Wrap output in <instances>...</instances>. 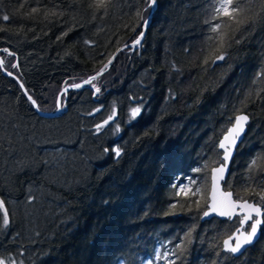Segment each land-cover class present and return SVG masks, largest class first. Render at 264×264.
Wrapping results in <instances>:
<instances>
[{
    "label": "trees",
    "instance_id": "trees-1",
    "mask_svg": "<svg viewBox=\"0 0 264 264\" xmlns=\"http://www.w3.org/2000/svg\"><path fill=\"white\" fill-rule=\"evenodd\" d=\"M91 2L0 0V200L9 217L4 226L0 210V258L264 264V224L234 257L222 241L240 218L201 221L207 203L179 191L184 179L209 190L218 141L245 113L223 187L260 204L264 159L249 165L264 157V0H231L230 12L243 11L217 19L228 0H154L147 25L152 0H109L95 18ZM220 21L228 26L212 32ZM124 45L92 82L99 93L91 84L68 91L57 116L38 114L17 81L40 110L55 111L61 88L96 73Z\"/></svg>",
    "mask_w": 264,
    "mask_h": 264
},
{
    "label": "snow or ice",
    "instance_id": "snow-or-ice-1",
    "mask_svg": "<svg viewBox=\"0 0 264 264\" xmlns=\"http://www.w3.org/2000/svg\"><path fill=\"white\" fill-rule=\"evenodd\" d=\"M89 7L92 8L93 11V18H95L96 12L103 10L105 13L108 11L109 7V0H92V2L89 4ZM231 7V0H228V3H220L217 5L215 9L216 15L213 17V19H217L220 15H232V12L236 11H243V9H232V12L229 11ZM33 12H37L38 9H33ZM52 14H56L53 12ZM61 15L63 13H60ZM4 20H8L9 16L5 15L3 17ZM147 23V21H145ZM210 23V22H209ZM228 25L224 21H220L216 24H214L211 28L212 32L219 33V30L221 27ZM143 36V33H141V37ZM220 40H223L222 35L219 37ZM216 39V37H209V40ZM140 40L139 38L134 41L135 44H139ZM87 43V41H86ZM5 52H7V49H4ZM11 55V53H9ZM223 55H219L216 57V59H223ZM111 61H109V64ZM3 66V61H0V67ZM108 64H105L104 67L97 72L95 76L89 77L87 80L83 81V84H72V88H81L83 85L91 84L93 88H95L96 92L99 93L100 89L92 82L95 81L102 73L103 71L108 67ZM12 67H17V65L13 64ZM9 75H12L11 73H8ZM255 82V81H254ZM23 84H21V88H23ZM67 89L64 90V93H66ZM62 93V95L64 94ZM27 96V100L32 104L33 107H36L37 110H39V106L37 104V101L33 99L32 95L29 94L26 90L24 93ZM61 108V104L58 99L57 103V111H59ZM96 111H99L97 109ZM140 111L139 108H134L132 110V115L135 116ZM115 115V112H113L111 115L108 116V118L102 123L96 125V131L99 132L101 128L104 127V125L108 124L109 121L113 119V116ZM248 120V116L246 115H237L235 117V123L232 127L227 129L226 134L224 135L223 139L220 141L219 147L224 150V156L223 160L220 161V167H213L212 168V182H211V203L207 204L208 211L204 212V216H208L209 212H216L217 214L221 216H227L229 219L232 218V216L235 213V210L237 208H240L243 211L242 219L240 220L241 228H238L236 230V233L232 236H230L228 239L224 241L225 245V251L231 252L233 254L241 252V250L244 248L245 245L251 244L254 242L257 232L259 229V226L261 224H264V219L254 218V217H264V211H262V207H264V193L260 194V204H254L249 203L247 200L243 199L240 196H236L235 199H233V193L231 191H221L219 181L224 180L225 176V170L227 168V161L229 160V157L231 155L230 148L231 146H234L236 144L237 139L240 137L241 133L244 130V125ZM231 123V121H229ZM5 142V138L3 136H0V151L4 150L3 144ZM7 144H8V150L11 152L17 151L13 139L9 136L7 137ZM117 156L120 154L119 149H114ZM264 159V157H258L257 160H253L252 163L249 165L250 169L256 167L259 160ZM205 167H208L206 164ZM194 171H201V169H195ZM196 184L195 180H189L188 185H183L180 187L179 191L184 192L186 195L190 193L191 196H201L202 199H204L205 203H207V192L208 187L202 186V187H196L195 189H191L190 185ZM174 187H176L174 185ZM230 187V185H229ZM179 194V193H178ZM196 205L200 206V200L194 201ZM0 210H3V225L7 226L9 224V217L7 214V211L5 209L4 202L0 200ZM249 221H251L250 224V231L244 230V225L247 224ZM232 240H235V245L232 246ZM0 264H5V261L0 259ZM14 264V262H13Z\"/></svg>",
    "mask_w": 264,
    "mask_h": 264
},
{
    "label": "water",
    "instance_id": "water-1",
    "mask_svg": "<svg viewBox=\"0 0 264 264\" xmlns=\"http://www.w3.org/2000/svg\"><path fill=\"white\" fill-rule=\"evenodd\" d=\"M152 3H153V6H152V11H151V13H150V15H149V17L147 18V23H145V25H147L148 24V22H149V20H150V17H151V14H152V12L154 11V0H152ZM143 34H144V31L142 32ZM134 43V42H133ZM132 43V44H133ZM128 45H131V44H128ZM128 45H124V46H121V47H119L113 54H112V56L109 58V60L107 61V63L106 64H108V65H110L109 64V61H112V59H113V57L115 56V54L119 51V50H121V49H123L124 47H126V46H128ZM221 60L222 59H214V63H220L221 62ZM109 67V66H108ZM107 67V68H108ZM103 68V67H102ZM101 68V69H102ZM100 69V70H101ZM100 70H98L97 72H99ZM97 72L96 73H94L93 75H91V76H95L96 74H97ZM90 76V77H91ZM89 78V77H88ZM87 78V79H88ZM86 79V80H87ZM18 81V83H19V85H20V87H21V81L20 80H17ZM76 84H83V81L82 82H79V83H76ZM84 86V85H83ZM82 86V87H83ZM22 90H23V92L25 93V88L23 87V88H21ZM65 89H67V91H66V93L69 91V90H72V89H74V90H76L77 88H72L71 87V85H67V86H65V87H63L61 90H60V92L58 93V95H57V99H56V109H55V111H42V110H37V108L36 107H34V109L36 110V112L38 113V114H40L41 116H44V117H54V116H57V115H59L60 113H61V109H62V105H61V108H60V110L59 111H57V103H58V99H59V102H60V96H61V94L64 92V90ZM79 89V88H78ZM65 93V94H66ZM27 97V96H26ZM237 115H246V116H248L247 114H245V113H239V114H237ZM236 115V116H237ZM235 116V117H236ZM248 121H249V117H248V120H247V122L245 123V125H244V130H243V132L241 133V135H240V137L237 139V141H236V144L234 145V146H231V148H230V151H231V155H230V157H229V160L227 161V168H226V170H225V173H224V176H225V179H226V177H227V175H228V173H229V168H230V163H231V160H232V158H233V156H234V154H235V152H236V148L238 147V145L241 143V141L243 140V137H244V134H245V132H246V127H247V123H248ZM235 123V118H234V120H233V123L228 127V128H230V127H232L233 126V124ZM227 128V129H228ZM226 132H227V130L223 133V135L221 136V138L219 139V141H218V149L221 151V160H223V156H224V150L223 149H221L220 147H219V144H220V141L223 139V137H224V135L226 134ZM213 167H220V163L219 164H217V165H215V166H213ZM212 167V168H213ZM212 168H211V170H210V185H209V190H208V195H207V197H208V202H207V204H210L211 203V182H212ZM225 179L224 180H221V181H219V185H220V189H221V191H230V190H226V189H224V187H223V182L225 181ZM232 192V191H231ZM233 199H235L234 198V196H233ZM245 200H247L249 203H254V204H258V203H255L254 201H249L248 199H245ZM259 205V204H258ZM205 211H208V207L206 206V209L203 211V213H202V215H201V221H206V220H210V219H212V218H217V219H221V220H226V219H229V217H227V216H221V215H219V214H217L216 212H209V215L208 216H204V212ZM262 211H263V208H262ZM243 211L240 209V208H237L236 210H235V213H234V215L232 216V218L231 219H233L235 216H238L240 219H239V225L237 226V228L230 234V235H228L227 237H225L224 239H223V241H222V250L223 251H225V245H224V241L226 240V239H228L230 236H232V235H234L235 233H236V230L238 229V228H241V224H240V220L242 219V216H243ZM254 218H259V219H263V217H254ZM230 219V220H231ZM250 224H251V221H249L247 224H245L243 227H244V230L245 231H250ZM247 226V228H245ZM260 228H261V225L259 226V229H258V232H257V236H256V238H255V240H254V242L253 243H251V244H248V245H245L244 246V248L241 250V252H238V253H235V254H233V253H231V252H229V253H231L234 257H237V256H239V255H241L248 247H250V246H252L253 244H255L258 240H259V238H260V235H261V230H260ZM232 246H234L235 245V240H232ZM225 252H228V251H225Z\"/></svg>",
    "mask_w": 264,
    "mask_h": 264
},
{
    "label": "rangeland",
    "instance_id": "rangeland-1",
    "mask_svg": "<svg viewBox=\"0 0 264 264\" xmlns=\"http://www.w3.org/2000/svg\"><path fill=\"white\" fill-rule=\"evenodd\" d=\"M1 61V60H0ZM84 80H86V79H84ZM84 80H82V81H84ZM82 81H80V82H82ZM77 83H79V82H77ZM72 84H76V83H72ZM72 84H68V85H72ZM94 84V83H93ZM62 89V88H61ZM60 89V90H61ZM60 90L58 91V93L60 92ZM56 91V92H57ZM64 93V92H63ZM65 94V93H64ZM58 95V94H57ZM62 95V94H61ZM57 99V98H56ZM60 104L62 105V103H61V96H60ZM184 182H185V185H188L189 184V181L187 180V179H184ZM0 259H2V258H0ZM2 260H4V259H2ZM5 261V264H13V262H9V261H6V260H4ZM14 264H16V263H14ZM159 264H161L160 263V261H159ZM164 264H166V263H164Z\"/></svg>",
    "mask_w": 264,
    "mask_h": 264
},
{
    "label": "bare ground",
    "instance_id": "bare-ground-1",
    "mask_svg": "<svg viewBox=\"0 0 264 264\" xmlns=\"http://www.w3.org/2000/svg\"><path fill=\"white\" fill-rule=\"evenodd\" d=\"M70 91V90H69ZM222 161V160H221ZM211 170V169H210ZM259 204V203H258Z\"/></svg>",
    "mask_w": 264,
    "mask_h": 264
}]
</instances>
